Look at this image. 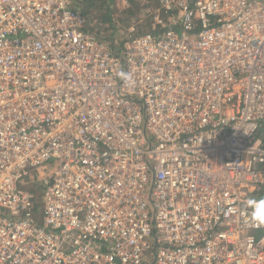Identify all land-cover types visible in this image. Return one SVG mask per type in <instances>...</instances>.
<instances>
[{
	"label": "built area",
	"instance_id": "built-area-1",
	"mask_svg": "<svg viewBox=\"0 0 264 264\" xmlns=\"http://www.w3.org/2000/svg\"><path fill=\"white\" fill-rule=\"evenodd\" d=\"M73 2L0 0V264H264V0Z\"/></svg>",
	"mask_w": 264,
	"mask_h": 264
},
{
	"label": "rangeland",
	"instance_id": "rangeland-1",
	"mask_svg": "<svg viewBox=\"0 0 264 264\" xmlns=\"http://www.w3.org/2000/svg\"><path fill=\"white\" fill-rule=\"evenodd\" d=\"M138 2L139 0L88 1L90 6L87 5L86 14L91 21L92 30L103 37L108 44L118 48L128 36L150 29L149 23L144 18L141 19L142 13L135 14ZM73 3L84 10L81 2ZM33 190L36 194L37 210H40L43 203L42 189Z\"/></svg>",
	"mask_w": 264,
	"mask_h": 264
},
{
	"label": "trees",
	"instance_id": "trees-1",
	"mask_svg": "<svg viewBox=\"0 0 264 264\" xmlns=\"http://www.w3.org/2000/svg\"><path fill=\"white\" fill-rule=\"evenodd\" d=\"M73 1H74V2L77 1L78 3L81 2V3L84 5V7H83L84 10H83V9H82V10L86 12V10H87V5H89V4H88V1H90V0H87V1H86V0H73ZM136 2H137V1H136ZM89 6H90V5H89ZM136 7H137V11L135 12V14L138 15L139 13H142V8H143V7L140 5V3H136ZM142 18H144V17L142 16L141 19H142ZM257 195H259V196H264V188H263V189H262ZM37 206H38V205H37Z\"/></svg>",
	"mask_w": 264,
	"mask_h": 264
}]
</instances>
